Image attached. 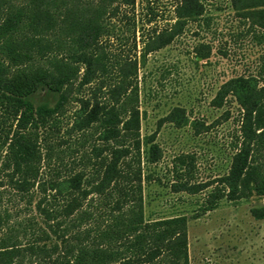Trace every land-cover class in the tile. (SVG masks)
Returning <instances> with one entry per match:
<instances>
[{
	"label": "trees",
	"instance_id": "1",
	"mask_svg": "<svg viewBox=\"0 0 264 264\" xmlns=\"http://www.w3.org/2000/svg\"><path fill=\"white\" fill-rule=\"evenodd\" d=\"M136 1L0 0V191H12L30 206L39 195L35 208L46 225L35 229L39 223L29 220L17 229L9 225L10 213L0 209V229L7 228L0 264H190L186 216L145 220L143 164H158L164 152L158 133L141 134L138 78L148 56L171 45L190 22L202 20L206 3L215 0H178L170 28L142 35L139 60L118 58L108 46L117 37L111 20L128 19L129 9L135 14ZM228 1L264 39V0ZM204 48L197 57L207 60L210 48ZM90 86V97H76ZM42 90L56 97L53 106L33 103ZM229 98L242 112L229 172L196 184L190 177L194 156L181 155L174 163L175 193L195 195L218 186L207 207L223 199L264 197V55L258 74L228 80L213 106L222 108ZM72 102L79 109L67 134L81 135L79 146L92 148L74 161L79 171L63 175L51 162L58 156L65 166L62 147L69 143L57 147L48 140ZM164 123L183 127L189 119L175 108ZM194 126L198 134L211 128ZM46 164L53 170L49 179L43 175ZM98 200L99 214L90 209Z\"/></svg>",
	"mask_w": 264,
	"mask_h": 264
},
{
	"label": "rangeland",
	"instance_id": "2",
	"mask_svg": "<svg viewBox=\"0 0 264 264\" xmlns=\"http://www.w3.org/2000/svg\"><path fill=\"white\" fill-rule=\"evenodd\" d=\"M178 0H137L135 14L129 9L128 19H112L117 37L108 43L110 51L118 58L140 59L143 47L142 35L154 30L162 31L175 23ZM207 19L208 21H205ZM134 25H136L135 50ZM260 31H250L228 0L206 3L204 18L190 22L184 32L168 47L148 56L145 66H140V109L143 114V137L157 134V142L163 149V159L156 165H144V216L147 222L186 216L189 224L190 264H264V197L229 201L223 199L217 205L207 207L205 201L217 185L199 194L175 193L173 184L175 160L181 155L194 156L192 183H207L226 175L235 154L234 144L240 135L242 112L234 99L229 98L222 108L213 106L221 86L239 76L257 75L264 55V39ZM208 51L210 58L197 57V50ZM208 47V48H206ZM90 88H84L77 98L90 97ZM38 106H53L56 97L39 91L32 97ZM175 108L185 111L189 123L183 127L176 124H160ZM77 102L67 106L61 118L59 131L48 142L63 145L64 165L58 156L51 162L63 175L79 171L74 165L92 145L81 148V135L70 137L67 133L75 121ZM194 123L210 126V130L196 132ZM49 136V135H48ZM76 149L80 150L76 153ZM46 164L43 175L51 178ZM150 177L149 179L147 177ZM0 209L11 215L9 225L19 228L20 223L37 221L46 228L33 205L9 190L0 191ZM101 201H95L91 211L100 213ZM93 226V224L91 225ZM97 227V226H96ZM95 227V228H96ZM7 228L0 229V238ZM48 230V229H47ZM97 235V233L95 234ZM27 243L29 238H22ZM53 243L55 238H53Z\"/></svg>",
	"mask_w": 264,
	"mask_h": 264
}]
</instances>
